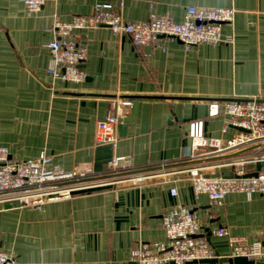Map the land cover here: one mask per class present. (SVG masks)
Masks as SVG:
<instances>
[{
    "label": "crops",
    "instance_id": "1",
    "mask_svg": "<svg viewBox=\"0 0 264 264\" xmlns=\"http://www.w3.org/2000/svg\"><path fill=\"white\" fill-rule=\"evenodd\" d=\"M99 1L118 8L120 0H45L38 11L25 0H0V145L14 159L47 154L65 171L109 177L40 206L0 203V249L20 264H138L134 247L164 241L162 216L178 205L195 212L203 224L198 236L223 257L231 258V235L264 246L263 194L230 192L213 206L207 194H195L187 175L173 172L192 146L191 123L202 121L209 137L237 133L222 112L210 115L211 102L264 99V0H123L120 12L130 21L151 12L181 21L192 5L233 7V21L222 25L230 39L185 47L163 37L142 48L107 26L77 29L75 39L88 47L85 80L51 76L47 44L56 37L55 16L90 14ZM116 96L136 97L134 119L124 123L125 134L117 129L116 145L97 143L98 123ZM251 150L245 154L264 151ZM116 156L126 157L127 169L109 173ZM217 227L228 234H216Z\"/></svg>",
    "mask_w": 264,
    "mask_h": 264
},
{
    "label": "built area",
    "instance_id": "2",
    "mask_svg": "<svg viewBox=\"0 0 264 264\" xmlns=\"http://www.w3.org/2000/svg\"><path fill=\"white\" fill-rule=\"evenodd\" d=\"M45 0H25L30 11H38ZM111 2H97L90 14H77L69 20L55 16L53 29L56 37L47 47L50 51L48 72L51 76L67 81L81 82L87 74L84 63L88 57V47L74 37L77 29L107 26L119 34H127L138 47L156 43L163 37L176 38L185 47L204 42L220 43L230 39L222 31L224 23H231L235 16L233 7L186 8L184 17L177 21L169 15L151 12L142 21L125 19L120 8ZM133 97L116 96L112 100L113 109L98 123L96 142L116 145L119 140L118 125L125 123L128 108ZM223 113L226 126L238 129L228 139L209 137L203 133V122L190 125L191 148L177 161L173 172L187 175L195 194H207L211 205H219L230 192L264 195V167L256 175H247V165H256L264 160V151L250 152L251 149H264V99L230 98L213 101L210 115ZM244 130H241V129ZM252 151V150H251ZM126 157L116 156L109 160V173L126 170ZM228 167V171H218ZM140 178V176H135ZM107 177L90 175L86 172L65 171L52 165L50 155L41 154L35 159H14L8 148L0 145V203L40 206L44 202L67 198L74 191L85 190L108 183ZM175 195V186L170 188ZM165 229L164 241L140 242L132 250L131 259L138 264H186L188 261L212 258L213 247L198 234L203 224L195 212L187 206L178 205L162 216ZM218 235H226L225 227L213 230ZM231 257L245 256L255 262L264 260V246L261 240L248 242L243 236H229ZM0 264H20L11 253L0 249ZM194 264H209L197 262Z\"/></svg>",
    "mask_w": 264,
    "mask_h": 264
},
{
    "label": "water",
    "instance_id": "3",
    "mask_svg": "<svg viewBox=\"0 0 264 264\" xmlns=\"http://www.w3.org/2000/svg\"><path fill=\"white\" fill-rule=\"evenodd\" d=\"M133 98H134V102L132 104V111H131V114L133 116H127V118H125V123L134 119V114L136 113V110H137L138 101H137L136 97H133ZM118 128L121 131L123 129V134H125L124 129L126 128V125L124 123H120L118 125ZM241 130H244V129H241ZM262 167H264V160L257 162L255 171L248 173L247 175H256L257 171H259ZM19 205H20V203L15 202V203L3 204V207L10 208V207L19 206ZM197 262H205V263L231 262L234 264H254L255 263L254 260L248 259L245 256H235V257L230 258V257H223L219 253L216 252L215 256L212 258H203L200 260H192V261H188L186 264H194Z\"/></svg>",
    "mask_w": 264,
    "mask_h": 264
},
{
    "label": "rangeland",
    "instance_id": "4",
    "mask_svg": "<svg viewBox=\"0 0 264 264\" xmlns=\"http://www.w3.org/2000/svg\"><path fill=\"white\" fill-rule=\"evenodd\" d=\"M112 176H113V175H112ZM114 177H115V175H114ZM108 178H109V177H107V179H108ZM110 179H111V178H110ZM110 179H109V181H116V180H117V179H116V180H115V179L110 180Z\"/></svg>",
    "mask_w": 264,
    "mask_h": 264
}]
</instances>
